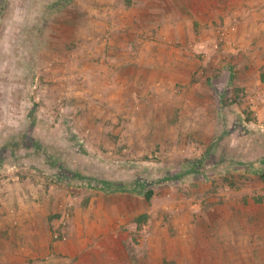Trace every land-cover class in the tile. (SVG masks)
<instances>
[{"label":"rangeland","instance_id":"obj_1","mask_svg":"<svg viewBox=\"0 0 264 264\" xmlns=\"http://www.w3.org/2000/svg\"><path fill=\"white\" fill-rule=\"evenodd\" d=\"M22 126L80 177L0 166V264H264V0H0Z\"/></svg>","mask_w":264,"mask_h":264},{"label":"trees","instance_id":"obj_2","mask_svg":"<svg viewBox=\"0 0 264 264\" xmlns=\"http://www.w3.org/2000/svg\"><path fill=\"white\" fill-rule=\"evenodd\" d=\"M52 140L55 145H51L50 141H40L29 136L28 129L25 126L20 127L8 135L0 137V160L3 157L5 158V161H2L3 159L0 161V166L3 164L21 165L26 156H40L50 162L53 167L61 169L63 173L69 174L74 178L75 176L80 177V173L74 171L69 165L68 155H64L66 152L61 149L62 147H60L58 142L54 141V139ZM9 159L10 161L8 162L7 160ZM99 183L101 184L100 190L106 194L132 193L144 197L147 201H150L155 195L154 189H147L148 184L137 181H109L101 179Z\"/></svg>","mask_w":264,"mask_h":264},{"label":"crops","instance_id":"obj_3","mask_svg":"<svg viewBox=\"0 0 264 264\" xmlns=\"http://www.w3.org/2000/svg\"><path fill=\"white\" fill-rule=\"evenodd\" d=\"M103 196H106V195H103ZM109 197L112 199V200H110V202H111V204H115V203H117L118 201H121V200H124V199H130V198H132L133 200H136V201H133L134 203L133 204H136L137 202H138V200H139V198H138V196L136 197H129V195L127 196V194H111V195H109ZM138 211V210H137ZM139 212V211H138ZM77 213H79V212H77ZM103 214L106 216V214H108L107 212H103ZM138 215H139V213H138ZM87 221V220H86ZM77 222V221H76ZM80 226V225H79ZM104 226H105V224H101V225H99V227L102 229V228H104ZM88 227H90V225H88ZM104 233H107V231L106 230H104ZM103 233V234H104ZM77 234V232H74V236ZM105 235V234H104ZM83 250V248L80 250V251H82Z\"/></svg>","mask_w":264,"mask_h":264}]
</instances>
